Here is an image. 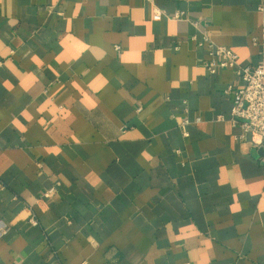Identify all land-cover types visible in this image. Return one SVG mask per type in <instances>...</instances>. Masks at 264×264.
Instances as JSON below:
<instances>
[{"label": "crops", "instance_id": "obj_1", "mask_svg": "<svg viewBox=\"0 0 264 264\" xmlns=\"http://www.w3.org/2000/svg\"><path fill=\"white\" fill-rule=\"evenodd\" d=\"M189 20L264 60V0H0V264H264V150Z\"/></svg>", "mask_w": 264, "mask_h": 264}, {"label": "built area", "instance_id": "obj_2", "mask_svg": "<svg viewBox=\"0 0 264 264\" xmlns=\"http://www.w3.org/2000/svg\"><path fill=\"white\" fill-rule=\"evenodd\" d=\"M261 8V7H260ZM162 16L173 19L188 20L185 12L176 10L174 13L166 14L155 9L152 13L153 19H160ZM194 27V32L190 39L196 41L200 47H205L208 59L203 62V66L210 73L218 68H234L235 73L242 81V85L233 92V103L231 107L230 120L233 124L240 125L241 135H249L254 146H259L264 150V60L257 64H240L238 54L231 48L214 42L207 33L199 27L197 20H189ZM116 48H118L116 46ZM1 64V61H0ZM140 106L136 109L140 110ZM199 121V117L195 119ZM185 118L179 125L189 123ZM264 160V155H262ZM54 190L49 187L44 191L48 195Z\"/></svg>", "mask_w": 264, "mask_h": 264}, {"label": "water", "instance_id": "obj_3", "mask_svg": "<svg viewBox=\"0 0 264 264\" xmlns=\"http://www.w3.org/2000/svg\"><path fill=\"white\" fill-rule=\"evenodd\" d=\"M258 151H260V152H261V151H262V149L259 147V150H258Z\"/></svg>", "mask_w": 264, "mask_h": 264}]
</instances>
